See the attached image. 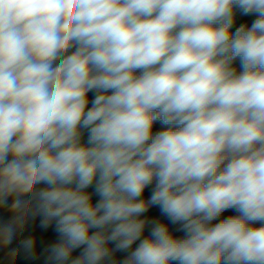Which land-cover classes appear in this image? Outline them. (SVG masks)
Instances as JSON below:
<instances>
[{
    "label": "clouds",
    "instance_id": "obj_1",
    "mask_svg": "<svg viewBox=\"0 0 264 264\" xmlns=\"http://www.w3.org/2000/svg\"><path fill=\"white\" fill-rule=\"evenodd\" d=\"M0 207L51 264H264V0H0Z\"/></svg>",
    "mask_w": 264,
    "mask_h": 264
},
{
    "label": "crops",
    "instance_id": "obj_2",
    "mask_svg": "<svg viewBox=\"0 0 264 264\" xmlns=\"http://www.w3.org/2000/svg\"><path fill=\"white\" fill-rule=\"evenodd\" d=\"M255 16L249 15L244 16L241 15L239 12L236 13L235 22L233 24V27L231 31L235 32L236 28L240 27L242 24H246L249 27L251 26V23L255 19ZM233 66L237 69V71H241L240 68V61L237 58L233 62ZM137 75H139V72H137ZM89 107H91V100L94 98V93L89 92ZM163 126L157 122L154 124V131L156 129H162ZM87 135L85 133L83 137V142H86ZM87 192L92 193V200L93 202L98 201L99 197L94 192V186L89 187L86 189ZM151 194V189L148 188L145 190L143 197L144 199H147ZM11 203V198H9V204ZM232 215H238L234 210H227L224 213L221 214L220 217L217 218V220L213 221V224L218 223L220 220L227 218L228 216ZM145 217L151 219H159L161 222L168 224L170 231L173 233L174 236L177 238H183L184 233L181 231H178V225L171 224L170 221L166 217H164L161 213L158 207H152L149 209L148 212L144 214ZM12 219V213L9 212L7 207H0V224L7 223ZM255 226H260L259 224H256ZM54 226H50L49 228L45 229L40 226V217H36L33 220H30L28 224L24 227L23 230L18 231L12 242L8 245L0 244V264H51V262L48 260V252L46 249L48 246L52 243H54L57 240V234L53 230ZM150 232V225L146 226L145 232L141 238H144L149 235ZM28 238H32L34 240V245L31 253H28L24 247L22 242ZM139 241H137L133 245V249L138 245ZM15 250V255H11V253ZM81 250L77 249L73 256L79 255V252ZM116 258L118 260H122L126 253L117 252L115 254Z\"/></svg>",
    "mask_w": 264,
    "mask_h": 264
},
{
    "label": "water",
    "instance_id": "obj_3",
    "mask_svg": "<svg viewBox=\"0 0 264 264\" xmlns=\"http://www.w3.org/2000/svg\"><path fill=\"white\" fill-rule=\"evenodd\" d=\"M159 130H162V129H156V131H159Z\"/></svg>",
    "mask_w": 264,
    "mask_h": 264
},
{
    "label": "trees",
    "instance_id": "obj_4",
    "mask_svg": "<svg viewBox=\"0 0 264 264\" xmlns=\"http://www.w3.org/2000/svg\"><path fill=\"white\" fill-rule=\"evenodd\" d=\"M213 223V222H212Z\"/></svg>",
    "mask_w": 264,
    "mask_h": 264
}]
</instances>
